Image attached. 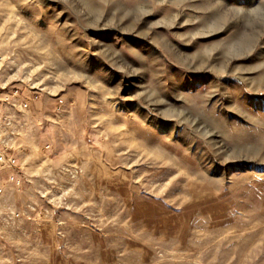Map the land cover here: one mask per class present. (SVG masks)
<instances>
[{
  "label": "rangeland",
  "instance_id": "obj_1",
  "mask_svg": "<svg viewBox=\"0 0 264 264\" xmlns=\"http://www.w3.org/2000/svg\"><path fill=\"white\" fill-rule=\"evenodd\" d=\"M16 90L0 264H264V0H0Z\"/></svg>",
  "mask_w": 264,
  "mask_h": 264
},
{
  "label": "built area",
  "instance_id": "obj_2",
  "mask_svg": "<svg viewBox=\"0 0 264 264\" xmlns=\"http://www.w3.org/2000/svg\"><path fill=\"white\" fill-rule=\"evenodd\" d=\"M19 97V91H14L12 93H7L6 91L0 92V102L13 103ZM24 109L29 108V102H22L20 104ZM47 148H50L48 146ZM0 167L6 170L7 176L6 179L8 183L15 186L21 187L23 184V178L20 176V162L18 157L11 151L0 150ZM3 189L0 188V194H2Z\"/></svg>",
  "mask_w": 264,
  "mask_h": 264
}]
</instances>
